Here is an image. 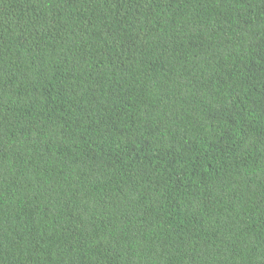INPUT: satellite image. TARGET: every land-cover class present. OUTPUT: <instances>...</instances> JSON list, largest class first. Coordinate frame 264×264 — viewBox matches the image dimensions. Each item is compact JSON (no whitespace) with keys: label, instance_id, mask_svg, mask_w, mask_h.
<instances>
[{"label":"trees","instance_id":"1","mask_svg":"<svg viewBox=\"0 0 264 264\" xmlns=\"http://www.w3.org/2000/svg\"><path fill=\"white\" fill-rule=\"evenodd\" d=\"M0 264H264V0H0Z\"/></svg>","mask_w":264,"mask_h":264}]
</instances>
